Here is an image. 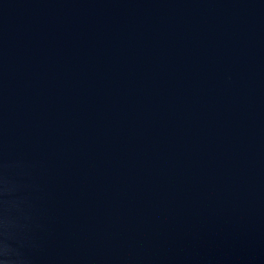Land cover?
Wrapping results in <instances>:
<instances>
[{
	"label": "water",
	"instance_id": "obj_1",
	"mask_svg": "<svg viewBox=\"0 0 264 264\" xmlns=\"http://www.w3.org/2000/svg\"><path fill=\"white\" fill-rule=\"evenodd\" d=\"M0 264H264V0H0Z\"/></svg>",
	"mask_w": 264,
	"mask_h": 264
}]
</instances>
